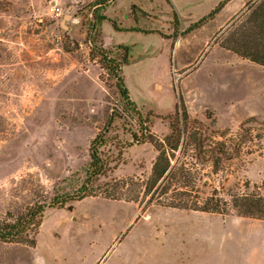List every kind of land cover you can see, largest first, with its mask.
Here are the masks:
<instances>
[{"label":"rangeland","instance_id":"1","mask_svg":"<svg viewBox=\"0 0 264 264\" xmlns=\"http://www.w3.org/2000/svg\"><path fill=\"white\" fill-rule=\"evenodd\" d=\"M213 1L203 0L201 8ZM255 1L189 52L185 69L174 71L178 63L169 61L162 39L173 17L164 0H114L97 10H107L100 26L93 24L96 0H0V223L45 206L35 246L0 241V264H264L262 220L145 205L139 181L150 174L157 151L132 141L134 113L97 51L120 62L125 51L118 47H127L123 82L139 112L152 113L147 120L159 139L170 133L168 117L179 96L188 117L230 153L239 126L250 118L260 123L249 125L251 144L216 165L191 147L180 158L175 152L171 165L185 160L203 174L193 200L203 202L214 189L242 191L246 181L261 186L264 68L221 47L225 30ZM75 6L81 7L63 27V12ZM112 112L114 121L97 145L110 171L95 185L97 192L116 191L118 199L48 207L82 183L90 143ZM128 178L135 183L114 189Z\"/></svg>","mask_w":264,"mask_h":264},{"label":"trees","instance_id":"2","mask_svg":"<svg viewBox=\"0 0 264 264\" xmlns=\"http://www.w3.org/2000/svg\"><path fill=\"white\" fill-rule=\"evenodd\" d=\"M114 0H96L93 5V24L99 26L101 22L106 20L104 14H99L98 9L111 4ZM229 0H222L206 17L198 20L191 25L185 33L195 30L213 19L222 7ZM246 12L233 21L224 33L228 35L223 39L221 47L232 52L238 57L247 60L253 64L264 68V0H256L250 5L247 4ZM175 29L176 24L174 23ZM119 49L125 51V55L120 62H117L108 52L98 49L100 62L109 75L115 79V86L119 95L125 101L126 105L134 113V119L137 124V130L130 133L131 139L135 144L150 143L157 151V156L152 164L150 174L144 181H139L142 187L143 200L145 205L157 203L160 206L185 209L195 212L226 215L230 211H234L237 216L262 220L264 221V185L258 186L246 181L243 184V190L224 193V191L213 190L210 195L204 197L203 202H199L196 196L198 188L196 182L201 181L203 174L193 165H189L185 160L176 161L171 165V159L175 152L178 151L179 158L186 153V148L191 147L197 154L202 155L207 160L215 159L216 165L221 159L229 160L233 154H238L245 144H251L254 141L251 135V121L256 122L254 118H250L243 122L238 129L236 138L231 140L234 153L228 151L225 142H211L206 135L207 129L196 120H191L185 110L183 100L178 97L175 105L174 117L169 116L170 133L162 139L152 134L147 120L152 116L148 113L144 116L136 108L131 100L130 93L126 88L122 76V66L129 63L127 58L128 49L125 46H119ZM115 118L112 112L103 128L96 134L89 146V163L85 171V178L72 195H67L62 200L49 205L48 207L57 206L63 209L67 206L71 208L70 203L73 201H81L87 197H104L108 199H118L117 192H111L105 189L104 192H97L98 187L95 183L99 177L104 176L109 170V166L100 157L98 143L103 139L104 135L109 131L110 125ZM264 125V121L261 122ZM210 141V144H207ZM235 155V156H236ZM207 156V157H206ZM216 173V169L212 171ZM135 183L133 178L120 180L113 184L114 189L121 188L124 184ZM207 185L203 183L202 187ZM251 187V188H250ZM197 193V194H196ZM223 193V194H222ZM45 206H34L27 209L26 212L14 217L9 214L8 219L0 223V241L4 243H13L34 247L36 244V236L42 222Z\"/></svg>","mask_w":264,"mask_h":264},{"label":"crops","instance_id":"3","mask_svg":"<svg viewBox=\"0 0 264 264\" xmlns=\"http://www.w3.org/2000/svg\"><path fill=\"white\" fill-rule=\"evenodd\" d=\"M202 1L203 0H164L167 8L170 10H168V13L172 14L173 17L167 19L169 22V28L167 29V33L164 34L165 38L162 39L165 45L164 47L167 48L166 54L169 61L171 60L172 65L178 63L177 68L173 67L174 71L185 69L188 66L187 55L189 52L199 50V46L207 45L215 34L223 28L237 12L245 6L246 3H249L250 0L227 1L213 19L209 20L201 27L185 33L191 25L205 17L222 0H214L212 3L209 2V4L206 3L207 7L205 9L201 8ZM106 12L104 15L107 17ZM126 14L132 16L131 12ZM126 14H124V16ZM174 23L176 24L177 30L175 29ZM164 47L160 53H157L155 56L164 53ZM194 215L199 217L207 216V214L204 213ZM220 227L221 224H219V229ZM200 254V256L204 255L202 253Z\"/></svg>","mask_w":264,"mask_h":264},{"label":"water","instance_id":"4","mask_svg":"<svg viewBox=\"0 0 264 264\" xmlns=\"http://www.w3.org/2000/svg\"><path fill=\"white\" fill-rule=\"evenodd\" d=\"M81 6H75V7H73L72 9H70V10H65L64 12H63V14H62V18H61V25L63 26V27H65L64 26V23L66 22V21H68V20H70L71 18H72V16L79 10V8H80Z\"/></svg>","mask_w":264,"mask_h":264},{"label":"built area","instance_id":"5","mask_svg":"<svg viewBox=\"0 0 264 264\" xmlns=\"http://www.w3.org/2000/svg\"><path fill=\"white\" fill-rule=\"evenodd\" d=\"M55 15L58 17L59 16V13H55Z\"/></svg>","mask_w":264,"mask_h":264}]
</instances>
